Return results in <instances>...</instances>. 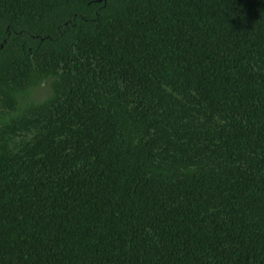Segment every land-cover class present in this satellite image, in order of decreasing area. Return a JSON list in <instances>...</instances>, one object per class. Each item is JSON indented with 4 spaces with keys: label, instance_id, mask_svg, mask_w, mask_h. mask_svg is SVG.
I'll return each instance as SVG.
<instances>
[{
    "label": "trees",
    "instance_id": "trees-1",
    "mask_svg": "<svg viewBox=\"0 0 264 264\" xmlns=\"http://www.w3.org/2000/svg\"><path fill=\"white\" fill-rule=\"evenodd\" d=\"M0 264H264V0H0Z\"/></svg>",
    "mask_w": 264,
    "mask_h": 264
},
{
    "label": "rangeland",
    "instance_id": "rangeland-1",
    "mask_svg": "<svg viewBox=\"0 0 264 264\" xmlns=\"http://www.w3.org/2000/svg\"><path fill=\"white\" fill-rule=\"evenodd\" d=\"M50 86L49 84H45L43 87H40L33 91L32 96L30 98L31 101H28V103L35 102L36 104H40L45 102L48 95L50 94ZM27 106V104L24 101H21L20 109H24Z\"/></svg>",
    "mask_w": 264,
    "mask_h": 264
}]
</instances>
